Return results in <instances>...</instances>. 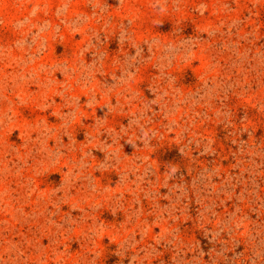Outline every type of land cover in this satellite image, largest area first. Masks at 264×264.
Wrapping results in <instances>:
<instances>
[{"label":"rangeland","instance_id":"374dc122","mask_svg":"<svg viewBox=\"0 0 264 264\" xmlns=\"http://www.w3.org/2000/svg\"><path fill=\"white\" fill-rule=\"evenodd\" d=\"M0 264H264V0H0Z\"/></svg>","mask_w":264,"mask_h":264}]
</instances>
